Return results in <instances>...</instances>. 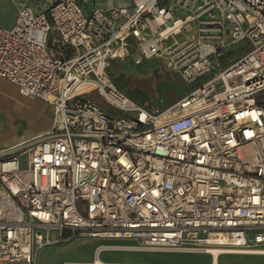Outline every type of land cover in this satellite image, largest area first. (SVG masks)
Listing matches in <instances>:
<instances>
[{
  "label": "built area",
  "instance_id": "built-area-1",
  "mask_svg": "<svg viewBox=\"0 0 264 264\" xmlns=\"http://www.w3.org/2000/svg\"><path fill=\"white\" fill-rule=\"evenodd\" d=\"M11 1L0 83L51 105L53 122L0 154V264H34L78 235L130 240L134 251L264 245V0H128L90 12L95 0H51L46 11ZM243 41L231 64L214 61ZM133 51L137 64L164 60L189 92L163 111L122 93L107 70ZM87 80L122 114L74 94Z\"/></svg>",
  "mask_w": 264,
  "mask_h": 264
},
{
  "label": "rangeland",
  "instance_id": "rangeland-1",
  "mask_svg": "<svg viewBox=\"0 0 264 264\" xmlns=\"http://www.w3.org/2000/svg\"><path fill=\"white\" fill-rule=\"evenodd\" d=\"M91 1V0H90ZM92 2V1H91ZM128 0H126V3ZM51 4V2H49ZM48 4V6H50ZM98 4L102 8L110 6H124V0H95L87 5V11L92 10V5ZM131 5V4H129ZM183 17L185 13H182ZM11 11L6 0H0V26H7ZM187 34H181L178 39H184ZM246 42H238L223 50L214 61L220 66H228L248 50ZM140 58L137 51H133L124 60L112 62L107 70L115 87L128 97L136 101L133 96L142 93L152 108L163 111L170 108L188 92L190 85L186 84L178 72L168 68L162 59L144 60L140 64L135 61ZM7 98L0 103V140L11 141L23 138L32 132L44 128L52 118L51 108L33 99H22L15 87L2 85ZM88 97L112 115H121L122 112L114 109L108 101L94 90ZM139 102V101H136ZM140 103V102H139ZM10 142V141H9ZM26 158H22L23 160ZM63 244V243H62ZM62 260L88 261L98 245H125L132 246L135 242L122 239H102L87 235H78L68 241ZM258 249V248H257ZM211 257L207 253H176L166 251H123L105 250L101 254L102 260L118 262L139 263H179V264H207ZM57 258V257H56ZM48 259H51L48 257ZM220 264H264V256L222 254ZM46 262V261H45ZM211 264V262H210Z\"/></svg>",
  "mask_w": 264,
  "mask_h": 264
},
{
  "label": "crops",
  "instance_id": "crops-1",
  "mask_svg": "<svg viewBox=\"0 0 264 264\" xmlns=\"http://www.w3.org/2000/svg\"><path fill=\"white\" fill-rule=\"evenodd\" d=\"M27 1L29 3H31L32 5H34L38 10L46 11L48 9V7H49L48 4H49V2L51 0H27ZM6 2L8 3L9 10L11 11V17H10V19L8 21V25L7 26H5V27L4 26H0V27L10 28V27L13 26V24H14V22L16 20L17 6L11 0H6ZM124 3L126 4V0H124ZM118 6H121V5H118ZM4 84L12 86V87H15V86L7 83V82H1L0 83V103H1V100L3 101V100H5L8 97L7 93H5V91H3V88L1 87ZM18 94H19V92H18ZM19 96L22 99H26L23 96H21L20 94H19ZM29 99H33V100H35V101H37L39 103H42V104H45V105L49 106L51 108V114H52L51 120H49V123L44 128L36 130V131L32 132L31 134H29L26 137L18 138V139H15L13 141H11V139H9V140L7 139V141L6 140H0V151L8 149V148L15 147V146L19 145L20 143H22L24 141L30 140L32 138H35L36 136H39V135H41L43 133L48 132L52 128V122H53V108H52V106L49 105L48 103L40 100V99H35V98H29ZM66 243L51 245V246H47V247L41 249L38 252L37 256H36L34 264H94L97 260H101V261H104V262L107 261V262H109L111 264H150V263H139V262H118V261H114V260H102L101 259V254L103 253V251L100 252V253L97 252V247L100 246V245L95 247L94 252H93V256L88 261L80 262V261L72 260V259H70V260H62L60 257L63 256V253L65 252L66 248L70 246V245H65ZM112 246H114V248L106 249V251L107 250L134 251V250H128V249L123 248L125 245H112ZM248 252L241 253L239 251V253H224V254H240V255L264 256V253H263L264 252V245L259 247L256 250L248 251ZM258 252H260V253H258ZM209 255L212 256L210 262H211V264H213L214 255H213V253H211ZM220 255H222V254L220 253ZM220 255H219V258H220ZM48 257H50L51 259H48ZM210 262L207 263V264H210ZM1 264H25V263H1ZM151 264H179V263H151ZM219 264H220V262H219ZM241 264H244V263H241Z\"/></svg>",
  "mask_w": 264,
  "mask_h": 264
},
{
  "label": "bare ground",
  "instance_id": "bare-ground-1",
  "mask_svg": "<svg viewBox=\"0 0 264 264\" xmlns=\"http://www.w3.org/2000/svg\"><path fill=\"white\" fill-rule=\"evenodd\" d=\"M98 86H99V84L97 82H95L94 80H87V81L81 82L76 87V89L74 91V94H76V95L88 94V93H91L94 90H96L98 88ZM100 91H101V94L104 95L107 99H109V100H112L113 99V96L111 94H109L104 88H102ZM17 146L12 147V148H8V149H5V150H1L0 151V154H2L4 152H10V151L14 150ZM108 248H114V246H108ZM208 253H213V255H214V257H213L214 258L213 264H219V255H220V253H239V251H220L218 249H212ZM241 253H243V252H241ZM258 253H260V252H258ZM94 264H111V263H109L107 261L104 262V261H101V260H97Z\"/></svg>",
  "mask_w": 264,
  "mask_h": 264
},
{
  "label": "trees",
  "instance_id": "trees-1",
  "mask_svg": "<svg viewBox=\"0 0 264 264\" xmlns=\"http://www.w3.org/2000/svg\"><path fill=\"white\" fill-rule=\"evenodd\" d=\"M114 62H115V61H114ZM133 98H134L136 101H139L140 103H143V102L145 101V99H146V97H144L142 93H139L138 96H135V95H134Z\"/></svg>",
  "mask_w": 264,
  "mask_h": 264
},
{
  "label": "water",
  "instance_id": "water-1",
  "mask_svg": "<svg viewBox=\"0 0 264 264\" xmlns=\"http://www.w3.org/2000/svg\"><path fill=\"white\" fill-rule=\"evenodd\" d=\"M169 24L172 25V21H169Z\"/></svg>",
  "mask_w": 264,
  "mask_h": 264
}]
</instances>
